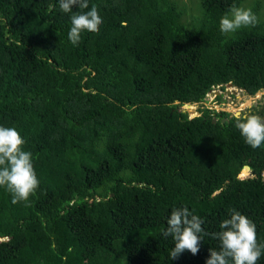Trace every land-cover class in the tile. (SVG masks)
I'll return each mask as SVG.
<instances>
[{
	"label": "trees",
	"instance_id": "trees-1",
	"mask_svg": "<svg viewBox=\"0 0 264 264\" xmlns=\"http://www.w3.org/2000/svg\"><path fill=\"white\" fill-rule=\"evenodd\" d=\"M92 5L100 31L73 46L58 0H0V125L25 138L39 180L26 202L0 187V264H206L211 236L169 258L163 232L185 206L209 233L235 208L264 243V147L204 102L228 82L264 89V0ZM233 5L258 24L222 34ZM240 114L264 117V106Z\"/></svg>",
	"mask_w": 264,
	"mask_h": 264
},
{
	"label": "clouds",
	"instance_id": "clouds-1",
	"mask_svg": "<svg viewBox=\"0 0 264 264\" xmlns=\"http://www.w3.org/2000/svg\"><path fill=\"white\" fill-rule=\"evenodd\" d=\"M58 5L63 13H71L68 40L73 46H78L83 32L99 33L103 19L96 5L89 7V0H58ZM74 6L79 10L74 12ZM258 22V17L251 8L233 5L220 18L219 29L222 34L227 35L243 27H255ZM235 119V127L246 144L253 149L264 147V117L254 114L242 116L237 111ZM25 144V138L15 127L0 125V187H4L12 195V203L28 201L39 187L33 154L24 150ZM204 223L199 215L186 206L171 210L167 228L163 232L166 238L171 237L174 241L175 246L169 253L170 259H177L185 251L197 255L206 236L219 241L218 248L209 250L210 256L206 259V264H258L264 255V243L258 242L256 224L235 208L228 210V217L220 222L219 231H205Z\"/></svg>",
	"mask_w": 264,
	"mask_h": 264
},
{
	"label": "rangeland",
	"instance_id": "rangeland-1",
	"mask_svg": "<svg viewBox=\"0 0 264 264\" xmlns=\"http://www.w3.org/2000/svg\"><path fill=\"white\" fill-rule=\"evenodd\" d=\"M219 88L220 87L214 88L205 97L204 102L208 107L215 108L216 110H226L235 113L236 111L244 112L255 104L264 106V90L258 91L256 94H254V96L249 97L246 92L238 90L234 86L226 85L225 89ZM235 89H237V91ZM227 90L229 92H227ZM233 90H235V92H233ZM216 95H220L221 98L219 101L215 98ZM182 108L188 111L189 116L197 115L199 113L198 105L196 103L190 105L184 104ZM242 170L244 171L243 173H241ZM242 170L239 176L246 177L250 175V170L246 168H243Z\"/></svg>",
	"mask_w": 264,
	"mask_h": 264
},
{
	"label": "water",
	"instance_id": "water-1",
	"mask_svg": "<svg viewBox=\"0 0 264 264\" xmlns=\"http://www.w3.org/2000/svg\"><path fill=\"white\" fill-rule=\"evenodd\" d=\"M227 85L233 86V84H232L231 82H228ZM263 90H264V89H261L260 91H263ZM227 92H229V91L227 90ZM233 92H235V90H233ZM187 105H190V104H187ZM236 112H237V111H236ZM236 112H235V113H236ZM235 113H234V115H235ZM244 168H246V169L249 170V167H248V166H245Z\"/></svg>",
	"mask_w": 264,
	"mask_h": 264
},
{
	"label": "bare ground",
	"instance_id": "bare-ground-1",
	"mask_svg": "<svg viewBox=\"0 0 264 264\" xmlns=\"http://www.w3.org/2000/svg\"><path fill=\"white\" fill-rule=\"evenodd\" d=\"M236 91H237V89H236Z\"/></svg>",
	"mask_w": 264,
	"mask_h": 264
},
{
	"label": "flooded vegetation",
	"instance_id": "flooded-vegetation-1",
	"mask_svg": "<svg viewBox=\"0 0 264 264\" xmlns=\"http://www.w3.org/2000/svg\"><path fill=\"white\" fill-rule=\"evenodd\" d=\"M225 89V88H224Z\"/></svg>",
	"mask_w": 264,
	"mask_h": 264
}]
</instances>
